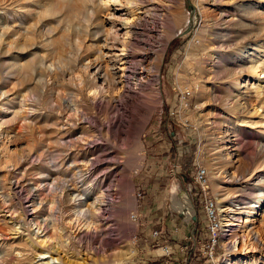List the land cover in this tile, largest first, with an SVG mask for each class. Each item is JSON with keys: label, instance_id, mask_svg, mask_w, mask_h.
Instances as JSON below:
<instances>
[{"label": "rangeland", "instance_id": "1", "mask_svg": "<svg viewBox=\"0 0 264 264\" xmlns=\"http://www.w3.org/2000/svg\"><path fill=\"white\" fill-rule=\"evenodd\" d=\"M111 1L0 0V264H39V245L28 233L42 214L28 201H48L53 181L71 175L60 155L68 151L62 131L71 118L57 109L62 99L80 101V112L95 116L97 96L75 88L82 66L105 56L98 61L117 73L105 97L125 94L128 48L104 47L114 24L136 60L147 57L146 67L165 45L158 103L133 129L154 98L132 85L137 97L124 109L119 137L104 133L88 155L106 159L97 176L115 205L110 247L95 237L99 224L70 223L68 203L55 215L62 232L54 237L91 236L83 247L73 243L86 264H264V0ZM93 141L88 135L82 144ZM198 169L205 190L195 181ZM258 188L262 201L251 208ZM205 197L216 206L213 234ZM23 215L28 224L16 225ZM67 249L62 264L77 263Z\"/></svg>", "mask_w": 264, "mask_h": 264}, {"label": "bare ground", "instance_id": "2", "mask_svg": "<svg viewBox=\"0 0 264 264\" xmlns=\"http://www.w3.org/2000/svg\"><path fill=\"white\" fill-rule=\"evenodd\" d=\"M112 1L114 2V0ZM112 16H114V14H112ZM117 30V25L114 24L107 34V36H109L110 38L107 40L104 47L117 49L120 45H122L126 47V49L128 48L127 55L130 57H127L128 60L126 67L127 73L125 78V94L120 95L119 99L105 97L104 93H110V91L112 90L114 81L117 78V73L114 68L115 65L108 64L103 66L102 61H98L99 58H106L105 56L101 55L100 57L98 56L97 62L95 64H91L90 62L82 66L85 70V76L84 78L79 77L77 80L78 84L75 85V88L78 89L81 93L89 92L97 96V102L91 105L92 111L95 116L87 117L83 115L80 112L81 108L78 104L80 101L75 99L67 100L66 98H64L62 99V106L57 107V109H63V111L67 110L71 112V118L66 120L65 122L66 130L62 131L63 134L66 133L70 138L69 142H65V148L68 151L66 153L64 150H60V155L62 154V156L64 157L62 165L67 167L66 170H69L71 172V175H65V172L60 181L56 180V184L53 181L51 185L53 191L51 198L48 201H41V203L39 204L35 202V199H33L32 196L30 198L28 197V202H30L32 207H34L33 209L36 210L38 209L36 207H39V213L42 214L40 216L41 224L36 227L35 231L28 233L31 236L28 240L29 243L32 244L33 242H35L39 245V252L35 257L38 258L39 264L65 263L62 259H65L66 255L63 254L61 250H68L67 248L76 253L78 262L75 264H86L85 259L80 256L81 250H78L79 248L84 246L83 244H90V242L92 241L91 236H88L87 234H84L82 236L76 235L74 237L70 236V238L67 237L64 240L58 239L57 236L54 237L57 232H62V230H59L55 225V215L61 214L63 203H68L70 207V223H76L77 227L81 226L85 229L90 228L94 223L99 224L100 231L95 234V237L103 245V247L101 248H105L106 246L110 247L111 245L112 230L108 228V226L111 224L114 217V213L112 211L115 210V205L114 202L110 199V195L108 193L104 194L101 192V182L99 177L97 176L98 172L106 164V159L103 158V156L97 155L98 157L91 160L90 158H88V155L91 153H95L97 151V148H100L98 146V142L101 137H103L104 133H110L112 137L115 136L114 138H116V136L119 137L120 129L123 123L122 115L125 112L124 109H126L127 104L130 103V101L134 97H137L136 93L132 89V85H137L139 87V89L137 90H140L144 95H146V90H148L154 98V100L150 102L151 104L144 105L143 109L145 110L140 115V118L135 121L133 129H139L144 116L152 107L151 105H155L158 103V71L160 57L165 47L164 44H160L158 52L159 57L156 59V64L146 67L143 63L145 62V59H147V57H144L140 61L136 60L131 44L129 45V43L127 44L125 43V41H122L120 39V36H118L117 34ZM136 44L140 45L141 42H137ZM98 53H100V51ZM107 61L109 62V60ZM110 61L112 62V60ZM139 69H142L144 72L141 74ZM144 73H146V75H144ZM240 108H242L243 110L245 109L243 106H240ZM85 128H88L89 130L86 131ZM81 129H85V131L74 137ZM130 132L131 129L126 131V139L128 138V135H130ZM88 135H91V137L94 138V141L87 143V145H83L82 142ZM80 163H82L84 167H87L86 171H84V169L82 170V167L79 165ZM110 176L111 175L109 173L107 175L105 173V175H103L102 177L104 180H106L107 178L109 179ZM42 177L44 178V180H46L45 178H50L49 176ZM229 178L231 179L232 177L229 176ZM239 182L240 180H236L235 178L231 180L232 184ZM257 192V202L254 203L253 206L251 205V208H256V205L262 201V189L258 188ZM101 193L106 197H102L103 195L101 196ZM16 198V202L12 203L10 206V209L13 211H17L15 210L16 205L21 204V198L19 196H17ZM88 201L89 203L86 204V202ZM223 211L230 214V216L236 214L234 208H226ZM244 214H246V216L248 217L251 212L245 210ZM25 218L26 217L24 215L18 218L16 220V225H18L20 222L21 225L26 226L25 224L28 223H25ZM71 218H73V220H71ZM224 220L227 221L226 225L224 224V226L234 225L232 222L230 223L228 219ZM232 220L233 218H231V221ZM29 224L30 226H32V224L34 223L31 220ZM42 227L44 228V230ZM50 232H52V234H49ZM74 242L79 243L81 247L78 244L77 248L75 244H73ZM233 246L234 243L231 247ZM101 248L97 249L96 252H100Z\"/></svg>", "mask_w": 264, "mask_h": 264}, {"label": "built area", "instance_id": "3", "mask_svg": "<svg viewBox=\"0 0 264 264\" xmlns=\"http://www.w3.org/2000/svg\"><path fill=\"white\" fill-rule=\"evenodd\" d=\"M195 181L201 186L202 190H205L206 185V174L204 169H198L195 174ZM203 209L205 212V216L209 222L213 223L211 227V233H214L215 228L217 227L216 219V206L215 202L211 199V197H205L203 199ZM213 240V238H212Z\"/></svg>", "mask_w": 264, "mask_h": 264}]
</instances>
